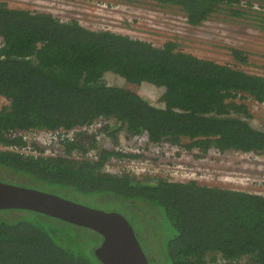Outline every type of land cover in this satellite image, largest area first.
<instances>
[{"label":"trees","instance_id":"obj_1","mask_svg":"<svg viewBox=\"0 0 264 264\" xmlns=\"http://www.w3.org/2000/svg\"><path fill=\"white\" fill-rule=\"evenodd\" d=\"M125 1L176 7L191 25L227 12L264 29V0ZM0 38V167L13 173L7 176L16 185L72 200L104 198L103 210L129 220L149 264H264V194L105 170L112 159L145 157L116 150L122 139L180 145L198 157L211 150L264 155V128L251 124L247 101L264 102V75L198 57L175 40L155 44L5 1ZM229 51L247 63L245 50ZM107 72L121 84H107ZM143 82L162 88L161 106L141 95ZM97 123L93 138L83 139L80 131L59 141L60 155L8 148L29 146V132L61 134ZM140 223L144 231L137 233ZM156 236L157 261L148 246ZM101 241L92 229L43 213L0 209V264H103L95 254Z\"/></svg>","mask_w":264,"mask_h":264},{"label":"rangeland","instance_id":"obj_2","mask_svg":"<svg viewBox=\"0 0 264 264\" xmlns=\"http://www.w3.org/2000/svg\"><path fill=\"white\" fill-rule=\"evenodd\" d=\"M0 1L7 2L11 7L49 12L64 21L76 19L81 25L91 29L114 30L155 44L175 40L184 51L198 57L209 58L219 63H236L247 72L264 75V29L258 27L255 22L247 21L244 17H233L227 12H220L218 17L209 18L199 25H191L187 22L185 14L178 8L160 7L152 2L133 3L125 0ZM138 20L143 25L142 27H138L140 25ZM230 47L245 50L248 56L247 63L236 62L230 55ZM104 81L109 85H120L122 82L119 76L110 72L104 74ZM139 92L153 105L161 106L159 102L161 87L143 82ZM247 101L252 112L251 124L264 128V102L259 103L249 98ZM2 102L5 100L0 98V103ZM186 141V139L182 140V143ZM122 142L121 147L127 145L138 147L140 150L144 148L147 151L148 156L152 158L147 163L159 168L158 173H153V176L166 177L176 181L195 179L200 184L222 188L242 190H251L252 188L257 193L264 194V155L227 154L211 150L206 156L198 157L196 150H186L180 145H170L167 142L148 147L142 143L124 140ZM37 143L43 145L40 141ZM49 149L57 154L61 153L58 144L50 146ZM105 170L108 169L105 168ZM9 174L13 173H8L3 167H0V181L11 184L19 182L10 179L12 177L7 176ZM23 177L18 180L22 181L25 179ZM29 185L27 184V186ZM30 186L37 189L36 186ZM73 200L91 207L105 208L103 206L104 198L80 195ZM138 225L136 226L137 233L140 229L144 231L141 223ZM83 229L91 232V229L84 227ZM160 241L161 237L156 236L149 238L148 242V246L157 252L156 261L161 258L160 254H162Z\"/></svg>","mask_w":264,"mask_h":264},{"label":"water","instance_id":"obj_3","mask_svg":"<svg viewBox=\"0 0 264 264\" xmlns=\"http://www.w3.org/2000/svg\"><path fill=\"white\" fill-rule=\"evenodd\" d=\"M33 210L83 227L102 237L95 254L103 264H149L135 230L118 211H106L75 200L0 181V209Z\"/></svg>","mask_w":264,"mask_h":264},{"label":"built area","instance_id":"obj_4","mask_svg":"<svg viewBox=\"0 0 264 264\" xmlns=\"http://www.w3.org/2000/svg\"><path fill=\"white\" fill-rule=\"evenodd\" d=\"M53 2H55V0ZM62 21H64V20H62ZM138 24H140V25H138V27L143 26V25H141V22L139 20H138ZM0 44H1V41H0ZM99 126H100L99 123H97V124H93V125L88 126V127H84L82 129H76L74 131L64 132L61 134L59 132H51V131H48V132H29L28 136H25L24 138L28 139L31 142L40 141L44 146H46V149L44 152H42L37 147H35V148L31 147V145L29 143H28L29 146L8 147V148L15 150V151H23L25 149V151L28 154L35 155V156L39 155V154L55 155V153H53L49 149V147L52 143L58 142L57 138L59 136L71 138L75 133L80 132V131L84 132L88 136H97L98 135L97 128ZM122 144H123V142H121V144L117 147L118 151H121L124 153L125 152L143 153L145 157L143 159H133V158H131V159H127V158L112 159L111 162L108 163V165H105V168L109 170V171L108 170H106V171L111 172V173H121V172L134 173L137 175H140V174H151L152 175L153 173H158L159 168H156V167L147 163L150 160H152V158H150L148 156L147 151L144 148H143V150H140L138 147H131V146H127V145L126 146L123 145L121 147ZM73 154L75 155V158H80V156H81L77 152H74ZM88 156L91 158L94 157L90 153L88 154ZM153 171H155V172H153Z\"/></svg>","mask_w":264,"mask_h":264},{"label":"clouds","instance_id":"obj_5","mask_svg":"<svg viewBox=\"0 0 264 264\" xmlns=\"http://www.w3.org/2000/svg\"><path fill=\"white\" fill-rule=\"evenodd\" d=\"M0 41H1V38H0ZM82 134H85L84 132H82ZM93 137V136H92ZM26 140V144H36V147L37 148H39L42 152H44L45 151V149H46V146H44V145H41V144H38L37 143V141H33V142H31V141H29L28 139H25ZM123 140V139H122ZM122 140H121V142H122ZM121 142H120V144H121ZM54 144H58L57 142H54V143H52L50 146H54ZM33 148H35V147H33ZM116 150H117V148H116ZM53 153H55V152H53ZM124 153V152H123ZM57 153H55V155H56ZM55 155H51V156H55ZM49 156V155H48ZM133 159H134V157H132ZM169 179V178H168ZM170 180V179H169Z\"/></svg>","mask_w":264,"mask_h":264},{"label":"flooded vegetation","instance_id":"obj_6","mask_svg":"<svg viewBox=\"0 0 264 264\" xmlns=\"http://www.w3.org/2000/svg\"><path fill=\"white\" fill-rule=\"evenodd\" d=\"M77 135H79V134H77ZM76 135V136H77ZM65 138H67V137H62V136H59L58 138H57V143H58V145H59V141H61V140H63V139H65ZM80 138V137H79ZM83 139H85V140H88V139H90V138H93L92 136H88V135H86V134H84L83 135V137H82ZM81 139V138H80ZM59 148H61V153L63 154V151H62V147L59 145ZM18 152H22V153H25V154H28L27 152H25L24 150L23 151H18ZM61 153H59V154H56V155H60ZM55 155V156H56Z\"/></svg>","mask_w":264,"mask_h":264}]
</instances>
